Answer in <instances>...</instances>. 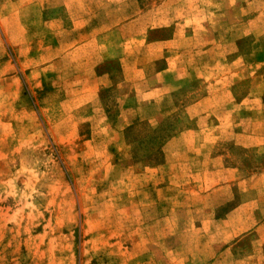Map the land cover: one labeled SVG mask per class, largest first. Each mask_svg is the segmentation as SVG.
<instances>
[{
    "label": "rangeland",
    "instance_id": "rangeland-1",
    "mask_svg": "<svg viewBox=\"0 0 264 264\" xmlns=\"http://www.w3.org/2000/svg\"><path fill=\"white\" fill-rule=\"evenodd\" d=\"M261 101L264 0H0V264H264V154L203 184L197 132L230 169Z\"/></svg>",
    "mask_w": 264,
    "mask_h": 264
},
{
    "label": "crops",
    "instance_id": "crops-1",
    "mask_svg": "<svg viewBox=\"0 0 264 264\" xmlns=\"http://www.w3.org/2000/svg\"><path fill=\"white\" fill-rule=\"evenodd\" d=\"M170 70L167 68L164 70V72H169ZM163 85L162 81L157 82L156 87H161ZM170 91V89L167 88L166 92ZM224 101H227V106L222 107L218 100L220 98H217L216 96L212 95H206L198 99L197 104L203 105V111H207V114H212L218 121H222L226 116H232L233 114H236L235 111V97L232 95L226 94L223 96ZM242 102L250 101V95L247 94L244 98L241 100ZM261 105H264V102L261 101ZM254 118V116H253ZM251 119V126H248L246 129L241 130L244 132L245 140L242 141H235L233 143V149H236L238 151L244 152V154L237 155L235 158H233L236 162H234V167H231L230 169H223L221 167H216L213 165L215 163V160L213 162V153H212V144H210V140L213 141V136L216 133H223L225 130V126L223 125H210V126H204L200 129H198V134L203 139L201 143L199 144V152L202 153L203 150V157L201 158V165H202V173L201 176L199 175V179L203 184H206L212 181H220L221 176L225 173H237L239 172V168L241 167H248L249 163H251L252 154H264V118L261 120L260 123L254 122L255 119ZM232 126V124H231ZM230 126V132L232 133L234 130ZM215 133V134H214ZM170 142H168L169 144ZM248 153V155H247ZM209 164L211 165V168L208 167ZM248 170V169H247ZM230 180L237 181L238 185H245V192H256V194L260 195L262 194V198H258V195H256V199L253 200H246L245 204L240 203L233 207L229 211V216L239 215L243 212L249 211H260L264 213V167L261 169H256L254 171L251 170V173L245 174V176H239V177H231ZM216 186V185H215ZM215 186L211 187L213 189L205 190V192H217L219 190V187L214 188ZM261 199V201H260Z\"/></svg>",
    "mask_w": 264,
    "mask_h": 264
}]
</instances>
